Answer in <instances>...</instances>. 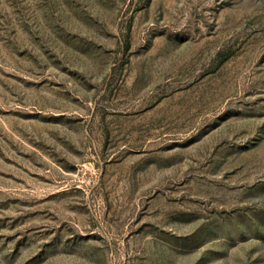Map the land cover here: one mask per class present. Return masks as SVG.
I'll list each match as a JSON object with an SVG mask.
<instances>
[{
  "label": "rangeland",
  "instance_id": "374dc122",
  "mask_svg": "<svg viewBox=\"0 0 264 264\" xmlns=\"http://www.w3.org/2000/svg\"><path fill=\"white\" fill-rule=\"evenodd\" d=\"M0 264H264V0H0Z\"/></svg>",
  "mask_w": 264,
  "mask_h": 264
}]
</instances>
